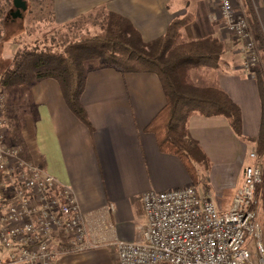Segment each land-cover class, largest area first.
I'll return each instance as SVG.
<instances>
[{
	"label": "crops",
	"instance_id": "crops-1",
	"mask_svg": "<svg viewBox=\"0 0 264 264\" xmlns=\"http://www.w3.org/2000/svg\"><path fill=\"white\" fill-rule=\"evenodd\" d=\"M253 2L264 31V0ZM105 10L130 19L145 41L160 37L174 18L184 15L192 16L181 30L185 39L212 35L223 40L218 67L193 70L192 77L199 83L219 82L241 109L242 133L237 134L224 116L195 112L189 121L190 135L207 153L210 166L209 170L198 166L192 175L180 157L160 147L149 128L166 104L154 72H122L111 66L90 70L81 97L90 125L70 109L57 80L46 78L22 91L23 101L13 110L23 125L25 151L60 184L73 189L88 220L89 241L98 244L81 251L62 248L57 264H107L111 258L118 259L115 248L105 241L143 240L139 229L146 222L143 195L150 189L197 187L198 173L204 177L211 173L202 195L221 211L229 210L243 183L244 167L250 163V159L244 162L239 172L234 156L244 155L245 160L247 149H258L262 131L256 71L245 69L243 41L226 31L216 0H51L56 25ZM233 144L244 151L234 150Z\"/></svg>",
	"mask_w": 264,
	"mask_h": 264
},
{
	"label": "built area",
	"instance_id": "built-area-1",
	"mask_svg": "<svg viewBox=\"0 0 264 264\" xmlns=\"http://www.w3.org/2000/svg\"><path fill=\"white\" fill-rule=\"evenodd\" d=\"M236 1L217 0L226 31L244 40V67L251 69L262 63L260 46ZM8 135L0 112V250L7 264H57L62 248L97 246L73 189L9 143ZM249 158L229 210L221 211L194 184L150 189L143 195V240L105 243L120 264H264V152L255 148Z\"/></svg>",
	"mask_w": 264,
	"mask_h": 264
},
{
	"label": "trees",
	"instance_id": "trees-1",
	"mask_svg": "<svg viewBox=\"0 0 264 264\" xmlns=\"http://www.w3.org/2000/svg\"><path fill=\"white\" fill-rule=\"evenodd\" d=\"M245 11L256 31L263 69L256 71L263 106L262 131L257 138L258 152H264V31L253 0H242ZM27 10L30 9L29 2ZM51 7V0L47 1ZM0 19V25L15 20L10 11ZM26 10V11H27ZM25 11V12H26ZM23 13V16L25 15ZM191 15L176 17L160 37L145 41L126 16L103 11L97 31H86L60 45L44 37L25 43L15 53L8 66L0 72V94L25 91L35 83L53 78L58 81L70 109L90 125L81 97L90 70L111 66L122 72H154L158 75L166 104L150 124L160 147L182 159L192 175L197 167L209 170L210 159L200 143L190 135L189 121L195 112L206 117L224 116L232 129L242 133V112L239 105L216 79L204 83L195 81L193 70L217 68L225 50L224 41L216 36L187 40L182 28ZM1 35V34H0ZM18 44L21 41L15 40ZM8 111V109H7ZM2 103L1 114L8 120L11 143L26 149L17 113H7ZM7 113V114H6ZM2 173L0 172V180ZM3 193L0 187V195Z\"/></svg>",
	"mask_w": 264,
	"mask_h": 264
},
{
	"label": "rangeland",
	"instance_id": "rangeland-1",
	"mask_svg": "<svg viewBox=\"0 0 264 264\" xmlns=\"http://www.w3.org/2000/svg\"><path fill=\"white\" fill-rule=\"evenodd\" d=\"M30 5V9L25 12L23 17H18L15 20L8 21L6 23H2L0 25V72H2L8 64L11 62V59L15 55V53L22 48L23 44L25 43H33L38 40H42L44 37L47 39L55 40L56 44H61L63 42H67L71 38H75L76 36H80L81 34L85 33L86 31H97L99 25L102 20L103 11H96L92 14L86 15L84 17H80L73 22L67 23L65 25H56L54 24L51 7L48 6V0H27ZM217 2V0H216ZM13 0H0V19L3 20L5 16H7L9 10L12 8ZM218 4L219 10L221 6ZM236 8L238 10L243 9L245 14L247 15L244 4L242 0L236 1ZM13 10L10 11V14ZM248 16V15H247ZM249 18V17H248ZM250 19V18H249ZM251 22V21H250ZM255 37L256 31L253 27ZM233 35V34H231ZM235 36V35H233ZM237 37V36H236ZM15 40L21 41L20 44L15 42ZM244 42V40L242 39ZM259 43V42H258ZM244 54V63L246 62L245 53ZM255 71L263 69V62L261 64L255 65L252 67ZM247 69V68H245ZM249 70V69H247ZM255 71H253L255 73ZM197 73V72H196ZM195 75V74H194ZM197 79H199V75H195ZM257 77V76H256ZM24 93V92H23ZM5 96L2 99L3 103L5 104V108L7 113L9 109H14L17 103H21L23 101L22 91L13 92V93H4ZM6 113V114H7ZM8 121V120H7ZM7 140L11 143V139L8 136ZM234 150L236 148H241L240 145L236 146L233 144ZM220 150L219 148H214ZM224 149L227 150V146H224ZM241 150H243L241 148ZM240 150V151H241ZM26 153V151L23 149ZM244 151V150H243ZM223 154V151H220ZM249 150L245 151L246 154L245 160L244 155H235L234 156V168L238 169L237 171H241L244 165V162H249ZM221 155V154H220ZM223 156V155H222ZM251 162V160H250ZM219 167L216 172H219ZM211 173L208 176L204 177V174L198 173V176L195 178V182L197 184V189L200 194H203L204 186L208 185L206 182H210ZM211 179V180H209ZM213 193V191H212ZM213 198L215 200V194L213 193ZM0 264H7L5 253L0 250ZM106 264V262H105ZM107 264H120L118 259L111 258L109 259Z\"/></svg>",
	"mask_w": 264,
	"mask_h": 264
},
{
	"label": "water",
	"instance_id": "water-1",
	"mask_svg": "<svg viewBox=\"0 0 264 264\" xmlns=\"http://www.w3.org/2000/svg\"><path fill=\"white\" fill-rule=\"evenodd\" d=\"M15 9L11 12V16L16 19L18 17H23V13L28 8L27 0H13Z\"/></svg>",
	"mask_w": 264,
	"mask_h": 264
}]
</instances>
